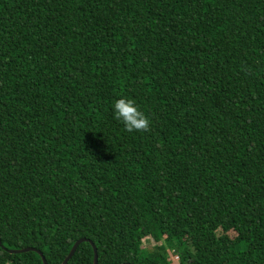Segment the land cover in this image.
<instances>
[{"label":"trees","instance_id":"1","mask_svg":"<svg viewBox=\"0 0 264 264\" xmlns=\"http://www.w3.org/2000/svg\"><path fill=\"white\" fill-rule=\"evenodd\" d=\"M0 237V264L80 239L98 264H264V0H0Z\"/></svg>","mask_w":264,"mask_h":264},{"label":"clouds","instance_id":"2","mask_svg":"<svg viewBox=\"0 0 264 264\" xmlns=\"http://www.w3.org/2000/svg\"><path fill=\"white\" fill-rule=\"evenodd\" d=\"M113 111L115 118L123 121L127 132L150 131V120L142 111L139 110L135 101L120 98L114 103Z\"/></svg>","mask_w":264,"mask_h":264},{"label":"water","instance_id":"3","mask_svg":"<svg viewBox=\"0 0 264 264\" xmlns=\"http://www.w3.org/2000/svg\"><path fill=\"white\" fill-rule=\"evenodd\" d=\"M86 242L91 243V245L93 246V248H94V264H98L99 263L98 249H97L96 245L92 241H90L88 239H80V240H78L75 243V245L73 246V248L71 249L69 255L64 260L63 264H68L69 261L74 257V255H75L78 247L82 243H86ZM0 244H1V237H0ZM30 251H34V252L38 253L41 256V258L43 260V263L44 264H48V262H47L45 256L43 255V253L40 252L37 249H34V248H25V249L9 250V252L12 253V254H20V253H26V252H30Z\"/></svg>","mask_w":264,"mask_h":264},{"label":"built area","instance_id":"4","mask_svg":"<svg viewBox=\"0 0 264 264\" xmlns=\"http://www.w3.org/2000/svg\"><path fill=\"white\" fill-rule=\"evenodd\" d=\"M170 255H171L172 264H175V263L180 264L179 263V257L177 255L172 254V253H170ZM175 260H176V262H174Z\"/></svg>","mask_w":264,"mask_h":264},{"label":"rangeland","instance_id":"5","mask_svg":"<svg viewBox=\"0 0 264 264\" xmlns=\"http://www.w3.org/2000/svg\"><path fill=\"white\" fill-rule=\"evenodd\" d=\"M148 244H149V241L147 240V242H145V246H147ZM145 246H142V247L144 248ZM174 262H176V260ZM175 264H177V263H175Z\"/></svg>","mask_w":264,"mask_h":264}]
</instances>
